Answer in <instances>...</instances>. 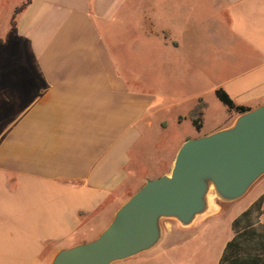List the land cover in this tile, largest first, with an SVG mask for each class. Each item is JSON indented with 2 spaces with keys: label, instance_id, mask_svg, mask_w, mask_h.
I'll use <instances>...</instances> for the list:
<instances>
[{
  "label": "crops",
  "instance_id": "1",
  "mask_svg": "<svg viewBox=\"0 0 264 264\" xmlns=\"http://www.w3.org/2000/svg\"><path fill=\"white\" fill-rule=\"evenodd\" d=\"M21 3L0 2V264H51L95 239L147 179L170 172L186 139L236 118L227 108L204 128L216 89L249 109L264 103V0H30L11 28ZM128 7L135 42L166 52L149 85L126 78L109 44ZM263 192L215 199L188 226L162 219L155 246L111 264H219L233 221Z\"/></svg>",
  "mask_w": 264,
  "mask_h": 264
},
{
  "label": "water",
  "instance_id": "2",
  "mask_svg": "<svg viewBox=\"0 0 264 264\" xmlns=\"http://www.w3.org/2000/svg\"><path fill=\"white\" fill-rule=\"evenodd\" d=\"M262 175L264 103L224 128L186 139L169 173L147 179L95 239L59 250L51 264H111L147 251L161 239L162 219L188 226L209 215L215 199L242 198Z\"/></svg>",
  "mask_w": 264,
  "mask_h": 264
},
{
  "label": "rangeland",
  "instance_id": "3",
  "mask_svg": "<svg viewBox=\"0 0 264 264\" xmlns=\"http://www.w3.org/2000/svg\"><path fill=\"white\" fill-rule=\"evenodd\" d=\"M23 0H0L4 4L9 6L12 4H19ZM140 19V18H139ZM135 17L133 14L132 8L127 9L124 15V21L121 24H115L110 29L109 33V44L111 51L114 54L115 60L118 62L120 67L124 68L125 76L127 79H130L136 74L140 77L141 83L144 85L150 84V67L155 63L157 57L158 59H163V64L165 65L166 52L160 51L154 52V45H157V41L154 40H145L141 38L138 42L134 40V27H135ZM137 44V45H136ZM12 54H17V49L14 43L9 44V57ZM165 68V67H164ZM167 73L163 69L159 74V77L162 79V84H166ZM218 100V99H217ZM218 104L210 103V115L206 119L205 129H208L211 125L219 123L222 120L227 107L221 102L217 101ZM191 126L188 124L184 125L181 132L189 131ZM176 137H168L169 141H175ZM264 188V175H262L249 189V193L246 198H251L256 195L259 191ZM213 191L210 192V195ZM247 194V193H246ZM264 213V212H263ZM260 217V216H259ZM260 224H262L259 221ZM264 225V224H263Z\"/></svg>",
  "mask_w": 264,
  "mask_h": 264
},
{
  "label": "trees",
  "instance_id": "4",
  "mask_svg": "<svg viewBox=\"0 0 264 264\" xmlns=\"http://www.w3.org/2000/svg\"><path fill=\"white\" fill-rule=\"evenodd\" d=\"M29 2L30 0H25L15 8L11 16V28L15 25L17 14ZM215 95L229 110L236 113L249 110L246 106L235 104L222 88L216 89ZM204 108L205 103L200 101L190 114L192 124L198 130L202 126ZM263 212L264 192L233 221L236 234L227 243L219 264H264V225L259 223V216ZM246 240H250L252 243H244Z\"/></svg>",
  "mask_w": 264,
  "mask_h": 264
}]
</instances>
